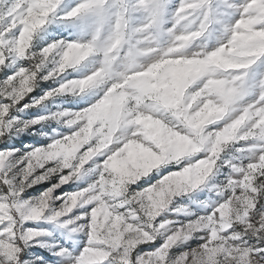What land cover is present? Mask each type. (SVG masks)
<instances>
[{
    "label": "clouds",
    "instance_id": "9594fccd",
    "mask_svg": "<svg viewBox=\"0 0 264 264\" xmlns=\"http://www.w3.org/2000/svg\"><path fill=\"white\" fill-rule=\"evenodd\" d=\"M0 264H264V0H0Z\"/></svg>",
    "mask_w": 264,
    "mask_h": 264
},
{
    "label": "rangeland",
    "instance_id": "374dc122",
    "mask_svg": "<svg viewBox=\"0 0 264 264\" xmlns=\"http://www.w3.org/2000/svg\"><path fill=\"white\" fill-rule=\"evenodd\" d=\"M65 35H66V33H65ZM77 75H79V73H75V72L72 73L73 77H75ZM25 143L26 144L40 143V141H37V140H35L34 138H31V137H25L22 142L18 141L16 146L22 147L23 144H25ZM42 187H44V186H37L34 190L35 191H40L42 189ZM73 190H75L73 185H65L62 189L58 190V192L59 191H73Z\"/></svg>",
    "mask_w": 264,
    "mask_h": 264
},
{
    "label": "snow or ice",
    "instance_id": "6c2138e0",
    "mask_svg": "<svg viewBox=\"0 0 264 264\" xmlns=\"http://www.w3.org/2000/svg\"><path fill=\"white\" fill-rule=\"evenodd\" d=\"M4 147H8V145H5ZM193 243H197V241H194Z\"/></svg>",
    "mask_w": 264,
    "mask_h": 264
}]
</instances>
